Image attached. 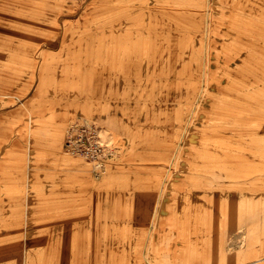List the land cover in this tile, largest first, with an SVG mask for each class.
I'll return each mask as SVG.
<instances>
[{"label":"rangeland","instance_id":"rangeland-1","mask_svg":"<svg viewBox=\"0 0 264 264\" xmlns=\"http://www.w3.org/2000/svg\"><path fill=\"white\" fill-rule=\"evenodd\" d=\"M0 264H264V0H0Z\"/></svg>","mask_w":264,"mask_h":264},{"label":"built area","instance_id":"built-area-1","mask_svg":"<svg viewBox=\"0 0 264 264\" xmlns=\"http://www.w3.org/2000/svg\"><path fill=\"white\" fill-rule=\"evenodd\" d=\"M67 134L66 147L70 153L91 160L97 170L104 166L109 156L106 154V146L101 138L100 128L96 125L76 121L70 125Z\"/></svg>","mask_w":264,"mask_h":264},{"label":"bare ground","instance_id":"bare-ground-1","mask_svg":"<svg viewBox=\"0 0 264 264\" xmlns=\"http://www.w3.org/2000/svg\"><path fill=\"white\" fill-rule=\"evenodd\" d=\"M26 57V56H25ZM205 89V88H204ZM198 106V105H197ZM196 110V109H195ZM192 112V111H191ZM192 121V120H191ZM190 121V122H191ZM200 123V122H199ZM187 125V124H186ZM221 134V133H220ZM187 135V134H186ZM185 137V136H184ZM39 138V137H38ZM182 140V139H181ZM180 141V140H179ZM53 143V142H52ZM180 143V142H179ZM178 147V146H177ZM173 158V157H172ZM231 159H233V158H231ZM189 160V159H188ZM217 160V159H216ZM227 160V159H226ZM210 161V160H209ZM225 162V161H224ZM229 163V162H228ZM206 164H208V163H206ZM221 164V163H220ZM210 170V169H209ZM211 171V170H210ZM205 172H207V171H205ZM202 180V179H201ZM198 185V184H197ZM205 185V184H204ZM196 187H198V186H196ZM199 188V187H198ZM206 188V187H205ZM210 188V187H209ZM165 190V189H164ZM164 192V191H163ZM198 192V191H197ZM202 205V204H201ZM157 210V209H156ZM157 212V211H156ZM156 217V216H155ZM154 217V215H153V217L151 218V222H154V225H155V221H156V218ZM152 232V231H151Z\"/></svg>","mask_w":264,"mask_h":264}]
</instances>
